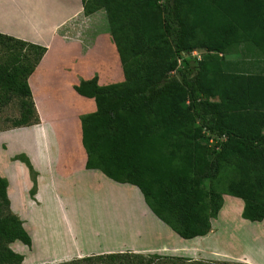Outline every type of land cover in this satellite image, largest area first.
<instances>
[{
  "label": "trees",
  "instance_id": "trees-1",
  "mask_svg": "<svg viewBox=\"0 0 264 264\" xmlns=\"http://www.w3.org/2000/svg\"><path fill=\"white\" fill-rule=\"evenodd\" d=\"M81 5L86 17L104 10L124 77L107 86L97 77L74 86L96 106L80 117L86 169L138 188L151 212L184 240L211 231L223 195L243 202L242 219L262 222L264 75L249 74L240 84L222 54L249 43L264 57V0H81ZM0 43L9 53L0 64V104L17 98L21 112L13 127L35 125L39 119L27 81L47 49L1 33ZM197 49L209 55L197 60L191 56ZM161 53L171 60L148 70L149 54ZM15 159L27 166L33 195L31 162L23 155ZM7 185L0 177V264H22L24 256L9 245L18 241L31 248V238L10 212Z\"/></svg>",
  "mask_w": 264,
  "mask_h": 264
},
{
  "label": "crops",
  "instance_id": "crops-1",
  "mask_svg": "<svg viewBox=\"0 0 264 264\" xmlns=\"http://www.w3.org/2000/svg\"><path fill=\"white\" fill-rule=\"evenodd\" d=\"M33 1L35 0L25 2V7H19L18 10L8 0L5 10H0V20L4 21L0 25L1 34L47 49L27 81L39 121L35 125L2 134L13 145V152L10 143L1 144L5 149L0 146V177L7 180L10 212L19 218L31 238L29 258L24 256L22 264H59L72 258L124 254L170 258L184 256L193 260L219 256L233 259L228 253L218 250L216 244L219 235H228L229 231L223 229L230 224L227 215L222 218L223 209L231 207V212L237 211L241 215L243 202L240 199L223 195L222 208L217 218L211 220V231L204 237L184 240L151 212L138 188L116 183L97 170L86 169L87 155L82 145L80 117L94 113L96 106L93 99L79 96L74 86L80 80L94 77H97L100 86L123 82L119 56L111 40L104 10L86 17L81 0H59L55 11L45 9L42 12L36 1ZM0 3L3 5L5 0H0ZM70 3H74L76 7H70ZM19 20L20 26H12V23ZM52 20L55 22L48 25L47 21ZM83 31L85 34H82ZM89 34L93 38H87ZM21 155L29 159L36 175L33 195V182L27 166L15 160ZM90 179L103 182L105 191L108 186L111 192L116 193L118 189L125 196L128 194L126 189L133 187L141 199L137 204L135 202V208L142 218L155 223L154 228L137 225L135 234H129L133 229L128 228L127 215H122L127 209L125 206L123 211L115 209V215L110 216L112 225L106 229V234L113 236L104 246L95 249L74 241L72 248H62L61 251L57 234L53 236L48 233L50 228L42 217H39L40 226L33 225L31 214L42 209L47 198L56 199L59 192L76 190L77 185L84 188V184ZM135 192L132 196H136ZM262 222L260 225L264 231V220ZM36 230L42 231L44 237L40 236L39 239ZM127 238L134 242L129 244ZM143 239L154 244H142ZM16 242L9 247L17 253L20 248H17ZM37 242H40V246L36 250ZM261 256L264 257V254ZM234 259L245 264H260L246 255H239Z\"/></svg>",
  "mask_w": 264,
  "mask_h": 264
},
{
  "label": "rangeland",
  "instance_id": "rangeland-1",
  "mask_svg": "<svg viewBox=\"0 0 264 264\" xmlns=\"http://www.w3.org/2000/svg\"><path fill=\"white\" fill-rule=\"evenodd\" d=\"M11 1L18 10L20 9L19 7H25V2H29V0ZM35 1L33 2L37 4L38 9L42 12H44L45 9L50 12L55 11L59 4V0ZM73 5L74 3H70V7ZM7 6L8 0H5V3L0 5V10H5ZM74 7H76V5H74L73 8ZM19 22L20 20L15 21V23H12V26H20L18 24ZM54 22V20L47 21V24L50 25ZM3 23L4 21L0 20V25H3ZM98 30L101 32V29L98 28ZM54 32H57V30H54ZM83 33L85 34L84 31L82 34ZM92 36L93 35L89 34L88 37H86L89 38ZM3 46L4 45L0 43V64L6 60L9 54ZM208 55L209 53L202 49L191 52V56L195 57L197 60H202ZM148 58V70L150 69V64L171 60L168 53L149 54ZM222 59L226 70L231 74L233 73L239 76L240 84L244 83V77L249 74L264 75V57L259 50L249 43H241L229 47L222 54ZM235 80L237 81V79ZM20 112L19 100L17 98L12 99L7 105L0 104V146L3 143H10V141L7 140L8 137H2V134L18 129L13 127V122L20 117ZM10 146L12 151L13 145L11 143ZM1 147L5 149L4 146ZM204 184L205 188H207L209 184L208 180H205ZM132 188L126 189L128 194L125 196L124 193H119L118 189H116V193L115 191L111 192L108 186L105 191L103 182L90 179L84 184V188L77 185L76 190L66 189L59 192L56 199L47 198L45 200V206L42 209L32 212V223L33 225L40 226L39 217H42L50 228L48 233H51L53 236L57 234L60 240L59 243H61V251L62 248L64 250L72 248L74 241L82 246L98 249L104 246L109 241L110 237L113 236L108 233L106 234V229L112 225L110 216L115 215V209L123 211L124 207H127L122 215H127L128 228L129 230L133 229L129 234H135V226L137 225L143 228H145L143 225L154 228L155 223L142 218L139 210L135 208V202L137 204L141 199ZM134 192L136 196H132ZM65 195L67 196L65 197ZM95 208L97 209L95 210ZM231 211V207H228L226 210L225 208L223 209L222 218L224 219L227 215L230 223L229 226H224L223 229L229 231L228 235H219L216 247L218 250L228 253L234 258H237L239 255H246L250 259H255V261L260 264H264V257L261 256V254H264V231L263 227H261L262 225H260L263 222L252 223L246 221L242 219L240 213ZM137 212L138 214H136ZM67 230L69 232H67ZM37 233L39 239L40 236L44 237L42 231L39 230ZM230 236L233 237L230 238ZM127 240L129 244L134 242L129 238H127ZM141 241L142 244L145 245L152 242L144 239ZM152 243L154 244V242ZM16 246L20 248V251L17 252L18 254L29 258V248L18 241L16 242ZM38 246H40V242H37L36 250ZM31 257H33V254ZM234 258L228 259L227 257L219 256L209 258L199 257L193 260L184 256L170 258L153 255L124 254L119 258L110 259L106 255H93L84 258H72L68 262L59 264H245Z\"/></svg>",
  "mask_w": 264,
  "mask_h": 264
},
{
  "label": "built area",
  "instance_id": "built-area-1",
  "mask_svg": "<svg viewBox=\"0 0 264 264\" xmlns=\"http://www.w3.org/2000/svg\"><path fill=\"white\" fill-rule=\"evenodd\" d=\"M209 141H210V143H212L213 142V139L211 138Z\"/></svg>",
  "mask_w": 264,
  "mask_h": 264
}]
</instances>
